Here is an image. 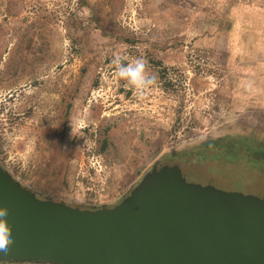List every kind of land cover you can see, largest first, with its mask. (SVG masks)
Instances as JSON below:
<instances>
[{
    "label": "rangeland",
    "instance_id": "1",
    "mask_svg": "<svg viewBox=\"0 0 264 264\" xmlns=\"http://www.w3.org/2000/svg\"><path fill=\"white\" fill-rule=\"evenodd\" d=\"M117 56L155 85L116 77ZM230 127L264 131V0H0V166L39 198L112 207L155 164L262 196L244 162L163 158Z\"/></svg>",
    "mask_w": 264,
    "mask_h": 264
},
{
    "label": "water",
    "instance_id": "2",
    "mask_svg": "<svg viewBox=\"0 0 264 264\" xmlns=\"http://www.w3.org/2000/svg\"><path fill=\"white\" fill-rule=\"evenodd\" d=\"M13 264H264V195L187 183L152 166L119 203L81 209L39 198L0 166Z\"/></svg>",
    "mask_w": 264,
    "mask_h": 264
},
{
    "label": "trees",
    "instance_id": "3",
    "mask_svg": "<svg viewBox=\"0 0 264 264\" xmlns=\"http://www.w3.org/2000/svg\"><path fill=\"white\" fill-rule=\"evenodd\" d=\"M229 28L230 26L228 30ZM152 62L157 66L162 65L159 60H152ZM160 70V78L165 80V68L161 67ZM171 88L169 81L164 83L165 91ZM196 140V143L164 153L163 158L179 163L193 160L244 162L246 166H251L264 174V131L258 128L243 130L230 127L216 136Z\"/></svg>",
    "mask_w": 264,
    "mask_h": 264
},
{
    "label": "clouds",
    "instance_id": "4",
    "mask_svg": "<svg viewBox=\"0 0 264 264\" xmlns=\"http://www.w3.org/2000/svg\"><path fill=\"white\" fill-rule=\"evenodd\" d=\"M112 64L115 66V76L126 81L140 94H143L156 83V76L146 70V63L143 58H136L124 63L117 56ZM8 223L9 220L6 215L0 216V264H6L5 257L14 244V239L8 231Z\"/></svg>",
    "mask_w": 264,
    "mask_h": 264
}]
</instances>
